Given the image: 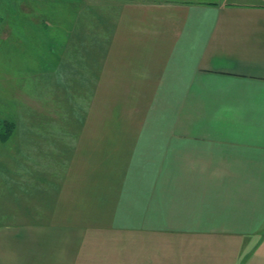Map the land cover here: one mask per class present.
Returning <instances> with one entry per match:
<instances>
[{
	"label": "crops",
	"instance_id": "0c3cea01",
	"mask_svg": "<svg viewBox=\"0 0 264 264\" xmlns=\"http://www.w3.org/2000/svg\"><path fill=\"white\" fill-rule=\"evenodd\" d=\"M76 5L0 146V264H264V0Z\"/></svg>",
	"mask_w": 264,
	"mask_h": 264
},
{
	"label": "rangeland",
	"instance_id": "374dc122",
	"mask_svg": "<svg viewBox=\"0 0 264 264\" xmlns=\"http://www.w3.org/2000/svg\"><path fill=\"white\" fill-rule=\"evenodd\" d=\"M77 1L0 0V133L6 131V123L13 121L16 125L10 139L6 143L0 141L2 148L17 140L19 147L23 146L26 125L38 123L39 97L46 89L54 92L57 84L62 86L63 69L70 72L75 66L74 50L64 43L75 40L74 26H86L92 21L88 13H82L79 20L77 12H73ZM84 100L85 97L81 102ZM203 257L200 258L212 260L216 254Z\"/></svg>",
	"mask_w": 264,
	"mask_h": 264
},
{
	"label": "trees",
	"instance_id": "16d2710c",
	"mask_svg": "<svg viewBox=\"0 0 264 264\" xmlns=\"http://www.w3.org/2000/svg\"><path fill=\"white\" fill-rule=\"evenodd\" d=\"M13 127H14V122L13 121L6 123V126H5L6 131L0 133V137H1L2 140L8 138L9 133H11V130H13Z\"/></svg>",
	"mask_w": 264,
	"mask_h": 264
}]
</instances>
